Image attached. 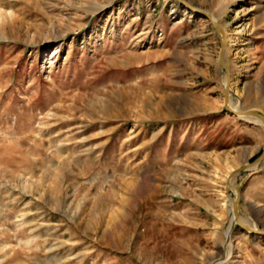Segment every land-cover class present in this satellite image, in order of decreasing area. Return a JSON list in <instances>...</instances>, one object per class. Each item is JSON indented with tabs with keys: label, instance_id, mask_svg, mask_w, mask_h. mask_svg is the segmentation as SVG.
I'll list each match as a JSON object with an SVG mask.
<instances>
[{
	"label": "rangeland",
	"instance_id": "1",
	"mask_svg": "<svg viewBox=\"0 0 264 264\" xmlns=\"http://www.w3.org/2000/svg\"><path fill=\"white\" fill-rule=\"evenodd\" d=\"M264 0H0V264H264L228 175L262 152ZM264 229V154L231 178Z\"/></svg>",
	"mask_w": 264,
	"mask_h": 264
},
{
	"label": "water",
	"instance_id": "2",
	"mask_svg": "<svg viewBox=\"0 0 264 264\" xmlns=\"http://www.w3.org/2000/svg\"><path fill=\"white\" fill-rule=\"evenodd\" d=\"M206 17L211 21L212 25L216 28V31L218 32V34L220 35V37L222 38V48H221V52H220V61L222 63V65H224V67L226 68V72H227V76H226V82H225V101H224V105L226 107V109L233 113L234 115H238L241 117H253L256 119H260L261 123L264 126V117L255 109H249V110H244V111H239L236 108H232L231 101H230V95H231V89L229 86V81H230V72L228 69V66L222 62V56H223V52H224V48L226 46V35L225 32L221 26L220 23H218L216 20H214L212 18V16L210 14H206ZM264 154V142L262 144V152L259 155V157H257L253 162L251 163H246L240 167H237L235 169H233L232 171H230L229 175H228V187L229 188H234L236 191V195L234 197H232L230 195V199H231V203H232V212H233V220L232 222H235L239 227H241L244 231L248 232V233H264V229H255L252 227H249L248 225H246L245 223L241 222L238 219V214L242 213L240 211V207H239V203H240V196H239V191L237 189V187L231 183V178L239 173L242 172L244 170L249 169L254 163H258V160L260 158H262V155Z\"/></svg>",
	"mask_w": 264,
	"mask_h": 264
},
{
	"label": "bare ground",
	"instance_id": "3",
	"mask_svg": "<svg viewBox=\"0 0 264 264\" xmlns=\"http://www.w3.org/2000/svg\"><path fill=\"white\" fill-rule=\"evenodd\" d=\"M213 18V17H212ZM215 20V19H214Z\"/></svg>",
	"mask_w": 264,
	"mask_h": 264
}]
</instances>
